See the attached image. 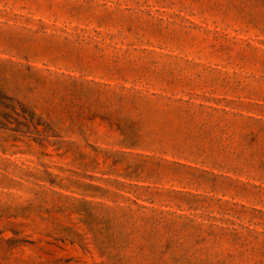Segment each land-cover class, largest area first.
<instances>
[{
  "label": "rangeland",
  "instance_id": "rangeland-1",
  "mask_svg": "<svg viewBox=\"0 0 264 264\" xmlns=\"http://www.w3.org/2000/svg\"><path fill=\"white\" fill-rule=\"evenodd\" d=\"M0 264H264V0H0Z\"/></svg>",
  "mask_w": 264,
  "mask_h": 264
}]
</instances>
